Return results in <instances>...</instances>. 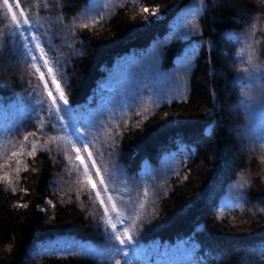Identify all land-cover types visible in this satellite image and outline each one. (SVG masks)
Returning <instances> with one entry per match:
<instances>
[{
  "label": "trees",
  "instance_id": "16d2710c",
  "mask_svg": "<svg viewBox=\"0 0 264 264\" xmlns=\"http://www.w3.org/2000/svg\"><path fill=\"white\" fill-rule=\"evenodd\" d=\"M9 3L54 71L65 65L57 78L109 191L92 179L143 264H264V0ZM16 31L0 0V43L13 45L0 72V264H129Z\"/></svg>",
  "mask_w": 264,
  "mask_h": 264
},
{
  "label": "snow or ice",
  "instance_id": "6c2138e0",
  "mask_svg": "<svg viewBox=\"0 0 264 264\" xmlns=\"http://www.w3.org/2000/svg\"><path fill=\"white\" fill-rule=\"evenodd\" d=\"M3 6H5L7 8V11L11 14V19H12V21L14 22V24L17 27V31L15 33V38H16V40L19 43L17 45H15V46L17 48L27 49V51L29 53L31 51H33L34 48L40 47L39 44H33L32 48L28 47L29 43L32 42V41H36L38 39V37H36V36H27V37L23 36L22 32L20 31L21 22H20V20H18L16 12L13 11V4L9 3V0H3ZM15 7L19 9L21 6H20L19 3H16ZM144 11H147V9H144ZM152 14H153V16L157 15L156 12H153ZM19 15L21 17L25 16L23 10L20 11ZM23 25L24 26H28V27H25L23 29V31H31L30 22H29V20L26 17L23 19ZM84 27H88V25H84ZM6 46L9 47V48H11L13 46L9 39H6L4 41V43H0V72L10 70L9 67H5V65H10V61L4 59L3 56H2L3 49ZM40 51H41V53L43 55L46 56V53L44 52L43 48H40ZM31 59L35 60L36 57L32 56ZM42 66L44 68H46L47 76L51 78L50 81L47 80L45 78V72L40 71L39 68L36 69V71L39 72V79L44 82V88L48 89V85H49V83H51L52 85H54L55 91L58 93V96H53V92L51 90H49L47 92L48 97L52 98V103L54 105H56L57 99H59V101H61L64 106H69V99H68L67 95L65 94V91L61 87L60 80L57 78L58 76H62V74L60 73L59 69H60V67H65V65H57L56 68H55V71H54V68L49 66V60L48 59H43ZM33 67H35V65H33ZM25 83H29V82L25 81ZM29 95H34V89H29ZM37 105H38V107H39V109L41 111H47V109L45 107V102L43 100H38L37 101ZM68 110L69 109L67 107L64 108V109H61L59 106H56V108H55V112L56 113H60L61 111H63V112H65L67 114ZM49 117H50V119L53 118L51 113H49ZM64 118H65L64 116H60L59 119L56 120V123H59ZM36 120L37 121L40 120V116L39 115L36 116ZM71 127L73 128V133L76 134V136L78 138V142L81 143L85 147V151H87V146H86L87 137L86 136H81L80 130H79V128L77 126H75V124L71 125ZM35 135H36L35 132L28 133V135L24 136V140H27L28 136H35ZM76 151L78 153L77 156H76V159L79 161V163L81 165H85V170L87 171L89 166L85 163L84 158L81 155H79L80 149L77 148ZM13 155H16V153H13ZM92 156H93V154L91 152H88V157H89V160L91 161V168L95 169V175L100 177V185H105V178L103 176H101V171H100L99 168L96 167V161L92 158ZM88 184L91 186L92 190H96L97 189V184L95 183V181L92 179L91 176H89V178H88ZM103 191L104 192H108L109 191V189L107 188L106 185L103 188ZM95 194H96L97 197H100V195H101L100 191H96ZM108 200L109 201L112 200V196L111 195L108 196ZM49 203H51V202H49ZM100 203L103 204L105 202L103 200H101ZM104 211H105V216H107L108 215V209L105 208ZM112 211L114 213L116 212V206L114 204L112 206ZM116 218L118 220H120L121 224L123 223V218L118 213L116 215ZM111 228L114 230L115 240L118 241V244H119V247L115 248L114 251L118 252L120 255H122L124 257H128V255H129V251H128L129 247L131 246L134 249L135 246L138 245V243H139L138 240H136L133 236L129 235L127 228H125L123 230L122 234H121V232L117 230L118 229V225L116 223H112L111 224ZM125 237H126V239H125ZM117 264H120V262L118 261Z\"/></svg>",
  "mask_w": 264,
  "mask_h": 264
},
{
  "label": "rangeland",
  "instance_id": "374dc122",
  "mask_svg": "<svg viewBox=\"0 0 264 264\" xmlns=\"http://www.w3.org/2000/svg\"><path fill=\"white\" fill-rule=\"evenodd\" d=\"M15 2L17 3V0H15ZM21 31V30H20ZM22 32V31H21ZM30 34H31V31H30ZM22 35H23V33H22ZM32 43V47H33V41L31 42ZM29 48H31L30 46H28ZM36 50V48H34V50L33 51H31V52H33L32 53V56H35L38 60H39V62H40V65L37 63V61L35 62V65H36V68H39L40 69V71H43V72H45V78L47 79V80H49L50 81V77H48L47 76V71H46V69L42 66V62H41V60L39 59V56H38V52H37V50ZM34 53H35V55H34ZM50 64V63H49ZM39 73V72H38ZM49 90H51L52 92H53V96H58V93L55 91V88H54V85H52L51 83H49V85H48V89H46V91L48 92ZM51 99V101H52V98H50ZM54 105V104H53ZM56 106H59L61 109H64V108H66L63 104H62V102L61 101H59V99H57V102H56V105H54V107L56 108ZM63 112V111H62ZM58 115H59V117L60 116H64L65 118L61 121L62 122V124H63V126H64V128L67 130V131H69V128H71V125H73V124H75V126H77L76 125V123H75V119H71L70 118V116H69V114L67 113H65V112H63V113H58ZM72 118H74L73 116H72ZM85 153L87 154V156H88V152L87 151H85ZM79 155H80V152H79ZM89 158V157H88ZM84 168H85V165H84ZM86 171V170H85ZM86 173H87V175H88V177L89 176H91L92 177V173H95V169H93L92 171H90L89 169L86 171ZM98 178H99V176H98ZM95 191H97V189L95 190ZM98 199H99V201H101L102 200V197H101V195H100V197H98ZM102 206H103V208H104V210H105V206H104V203L103 204H101ZM109 215H107V218H108V221H109V224H110V226H111V222L112 223H114L113 221H112V219H110V216L108 217ZM111 220V221H110ZM113 230V229H112ZM114 231V230H113ZM137 257V259H138V261H139V263L140 264H143V262L138 258V256H136ZM127 260H128V262H129V264H133L132 263V260L129 258V257H127ZM130 260V261H129Z\"/></svg>",
  "mask_w": 264,
  "mask_h": 264
},
{
  "label": "bare ground",
  "instance_id": "6f19581e",
  "mask_svg": "<svg viewBox=\"0 0 264 264\" xmlns=\"http://www.w3.org/2000/svg\"><path fill=\"white\" fill-rule=\"evenodd\" d=\"M33 44H39V45H40V43H39L38 40L33 41ZM40 48H42L41 45H40V47L36 48V50H37V52H38L39 59H40L41 62H42L43 59H47V57L41 53ZM36 50H35V51H36ZM49 66H50V64H49ZM45 69H46V68H45ZM65 107H67V108L69 109V110H68V114H69L70 118H71V119H74V118H72L73 115H72V112H71L70 106H65ZM75 123H76V121H75ZM76 125H77V124H76ZM87 152H88V150H87ZM96 167H97V166H96ZM108 217H109V216H108ZM110 221H111V220H110ZM111 224H112V222H111ZM129 261H130V260H129Z\"/></svg>",
  "mask_w": 264,
  "mask_h": 264
},
{
  "label": "water",
  "instance_id": "95a60500",
  "mask_svg": "<svg viewBox=\"0 0 264 264\" xmlns=\"http://www.w3.org/2000/svg\"><path fill=\"white\" fill-rule=\"evenodd\" d=\"M30 54L32 55V52H30ZM71 112H72V111H71ZM77 127H78V125H77ZM78 128H79V127H78ZM66 133H67V135H68V138H69V140H70V143H71V145H72L74 151H76L77 147H76V144H75V142H74V140H73V138H72L70 132L66 130ZM80 134H81V133H80ZM81 136H82V135H81ZM82 146H83V145H82ZM86 146H87V145H86ZM83 148L85 149L84 146H83ZM87 150H88V147H87ZM76 152H77V151H76ZM122 226H123V225H122Z\"/></svg>",
  "mask_w": 264,
  "mask_h": 264
}]
</instances>
